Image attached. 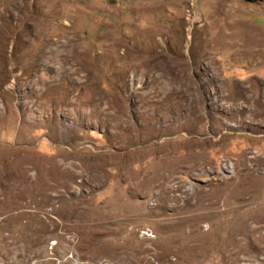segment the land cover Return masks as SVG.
Returning a JSON list of instances; mask_svg holds the SVG:
<instances>
[{"label":"rangeland","instance_id":"1","mask_svg":"<svg viewBox=\"0 0 264 264\" xmlns=\"http://www.w3.org/2000/svg\"><path fill=\"white\" fill-rule=\"evenodd\" d=\"M80 214L118 223L78 242ZM250 215L264 0H0V264H231Z\"/></svg>","mask_w":264,"mask_h":264},{"label":"bare ground","instance_id":"2","mask_svg":"<svg viewBox=\"0 0 264 264\" xmlns=\"http://www.w3.org/2000/svg\"><path fill=\"white\" fill-rule=\"evenodd\" d=\"M148 184H150V183H148ZM168 199H175L176 201H179L178 198H173V197H167L166 198L164 196L162 198L163 201L168 200ZM73 204L79 205L80 203H79V201H75ZM85 216L86 215H84V214H80V216H78V215L76 216L77 221L75 222V225L74 226L77 225L78 229H80L81 230V233H82L81 237L80 236H77L76 237V239L78 240V242H80L81 240H85V239H92L93 241L94 240L95 241H102L101 240L102 237H105L107 235H111L112 234L111 233V230H109V227L108 226H112V225H115L116 223H118L115 220V217H110V218L109 217H105L104 218V221L101 222V221L87 220V218H85ZM249 218H251L252 220H254L253 221L254 223H259V222H263L264 221V215H253V216L250 215ZM104 225L108 227V229H105V231L102 230V229H104ZM95 228L96 229H98V228L100 229L101 228L102 231L99 234H95L96 233L95 230H94L95 231L94 233H91V231L93 229H95ZM242 228L241 229H238V227H237V228L228 229L226 231V233H227L226 234L227 237H225L226 239L225 238L223 239V237L221 238L223 240L221 241L222 242V245H221L220 248H224L225 250H228V253H229L228 254V258H229L231 264H240L244 260H251V259H255V261H257L258 264L264 263V259L263 260H260V258H259L260 256H263L264 257V227L263 226H260L259 224H255V226H252V228H250L249 231H247L248 233L245 232L247 235L244 233V231L242 230ZM244 230H245V228H244ZM256 233H259V234L257 236H255ZM214 236H216V235H214ZM203 238H205V237H203ZM208 239L210 240V238H208ZM218 240H219V238L218 239L217 238H214L212 240V242L213 243L214 242H218ZM78 242H77V245L79 244ZM173 242L180 244L179 250L178 251H175V252H178L180 254V256H178V260H179L180 264H191V262H190L192 260L191 259V257H192L191 256V253L195 252L196 249L199 247V245L196 244L197 242H194V241H191V240H188V239H182V240H180L179 238H175L173 240ZM205 242H207V241H205ZM172 245L170 244V246H172ZM202 245H204V244H202ZM202 245H200V246H202ZM211 247H213V246H211ZM98 248H100L99 249L100 254H103L104 256H106V253H109V250L107 248L103 247L102 245H99ZM206 248L207 247H205V249ZM202 249H203V247H202ZM214 249H213V251L215 252L216 250H214ZM210 251H212V250H210ZM219 251H220V249H219ZM219 251H218V253H219ZM223 252H225V251H223ZM223 252H222V255H223ZM205 253H206V250L204 251V253L202 252L201 255H203ZM162 254H163V252H162ZM210 254H211V252H210ZM225 254H226V252H225ZM163 255H165V253ZM198 255H197V257H198ZM222 257H224V255ZM242 257H245V258L241 259ZM163 258H165V257H163ZM222 262L226 263L225 260L224 261L222 260ZM228 263H229V261H228ZM80 264H86V263H80Z\"/></svg>","mask_w":264,"mask_h":264}]
</instances>
